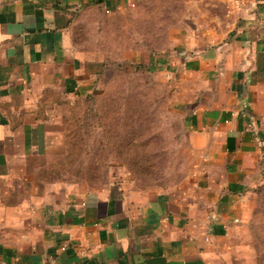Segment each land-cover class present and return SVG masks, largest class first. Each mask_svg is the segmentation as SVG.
I'll return each instance as SVG.
<instances>
[{"label":"crops","instance_id":"crops-1","mask_svg":"<svg viewBox=\"0 0 264 264\" xmlns=\"http://www.w3.org/2000/svg\"><path fill=\"white\" fill-rule=\"evenodd\" d=\"M223 1L224 42L181 28L170 56L131 53L174 77L187 129L184 177L157 189L51 167L102 71L78 16L118 17L135 0H0V264H255L237 240L264 183V0Z\"/></svg>","mask_w":264,"mask_h":264},{"label":"rangeland","instance_id":"rangeland-1","mask_svg":"<svg viewBox=\"0 0 264 264\" xmlns=\"http://www.w3.org/2000/svg\"><path fill=\"white\" fill-rule=\"evenodd\" d=\"M131 8L113 18L95 12L77 18L80 48L102 54L103 62L96 93L78 102L85 141L77 166L62 171L93 186L126 177L159 189L184 177L191 154L184 116L172 105L174 77L155 60L179 49L170 42L181 28L193 38L210 37V44L224 42L234 18L223 0H135ZM191 49L189 56L197 48ZM248 199L237 241L247 260L264 264V183Z\"/></svg>","mask_w":264,"mask_h":264},{"label":"trees","instance_id":"trees-1","mask_svg":"<svg viewBox=\"0 0 264 264\" xmlns=\"http://www.w3.org/2000/svg\"><path fill=\"white\" fill-rule=\"evenodd\" d=\"M93 96V95H92ZM90 96L87 99L92 98ZM80 116H77L74 122L70 123L68 126L65 128V153L60 156L58 159L55 160L53 167L55 169V172L62 170L64 167L71 166V164L76 167L77 166V160L79 154H78V148L80 147L79 145L84 142V138L82 137V134L78 131V126H81L80 122ZM79 146V147H78ZM82 146V145H81ZM50 167V170L52 171ZM47 176L53 177L56 175L53 174H48Z\"/></svg>","mask_w":264,"mask_h":264}]
</instances>
